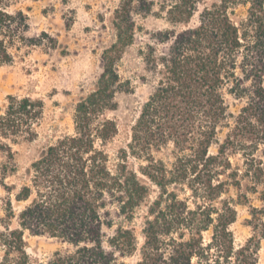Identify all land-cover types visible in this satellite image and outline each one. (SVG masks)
Here are the masks:
<instances>
[{
	"label": "trees",
	"instance_id": "16d2710c",
	"mask_svg": "<svg viewBox=\"0 0 264 264\" xmlns=\"http://www.w3.org/2000/svg\"><path fill=\"white\" fill-rule=\"evenodd\" d=\"M1 3V0H0ZM246 7V15L235 13ZM157 13L179 29L153 32L139 49V80L148 88L115 153L117 95L133 90L118 62L136 42L137 13ZM195 18V21L193 19ZM102 72L81 96L74 129L45 146L19 182L12 144L36 138L44 102L7 96L0 113V264H258L264 239V0H121ZM23 11L0 4V62L31 43ZM226 94L244 100L233 112ZM172 145L168 165L155 157ZM240 162L232 161V158ZM138 161L137 168L131 162ZM156 198L143 216L142 243L132 225L150 185ZM230 189L236 198L224 197ZM256 195L260 206L251 204ZM236 204L248 205L251 235L236 244ZM71 248L45 261L26 251L25 234Z\"/></svg>",
	"mask_w": 264,
	"mask_h": 264
},
{
	"label": "rangeland",
	"instance_id": "374dc122",
	"mask_svg": "<svg viewBox=\"0 0 264 264\" xmlns=\"http://www.w3.org/2000/svg\"><path fill=\"white\" fill-rule=\"evenodd\" d=\"M121 0H1V5L10 13L19 10L28 17V29L25 32L31 43L22 44L19 49L11 48L12 61L0 62V113L7 104V96H30L42 99L44 110L38 124L37 136L32 141L12 144L15 151L17 173L6 179L7 182H19L25 168L47 145L54 143L74 129L73 113L77 100L88 94L102 72V53L115 39L112 26L114 10ZM216 0H205L207 4ZM154 8L151 13H137L136 42L125 49L118 62L121 78L131 79L133 90L117 95L118 108L112 114L119 122V132L109 142V152L115 153L124 147L129 139L130 126L138 112L140 103L146 98L148 88L138 75L143 63L139 49L153 32L176 28L163 14ZM235 13L246 15V7L238 6ZM195 21V18L193 19ZM230 110L238 112L244 100H238L226 94ZM172 145L162 147L155 157L168 165L174 160ZM3 156L0 153V163ZM240 162L238 157L232 158ZM135 168L138 161L131 158ZM158 189L150 185L147 198L137 208L133 227L137 240L142 243L143 216L148 206L156 198ZM237 191L230 189L224 197L236 198ZM5 191L0 186V199ZM251 204L260 206L256 195H249ZM237 219L230 228L236 244L243 243L250 235L251 228L246 224L250 217L248 205L236 204ZM26 251L33 260L45 261L57 250L71 248L68 244L49 236L30 235L26 232ZM2 251L0 249V257ZM258 264H264V239L258 251ZM135 257L124 258L126 264Z\"/></svg>",
	"mask_w": 264,
	"mask_h": 264
}]
</instances>
